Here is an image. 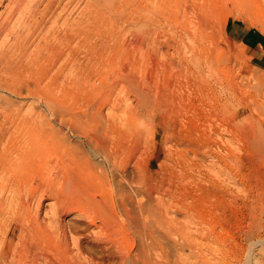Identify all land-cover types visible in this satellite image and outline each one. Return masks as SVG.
<instances>
[{"label": "rangeland", "instance_id": "rangeland-1", "mask_svg": "<svg viewBox=\"0 0 264 264\" xmlns=\"http://www.w3.org/2000/svg\"><path fill=\"white\" fill-rule=\"evenodd\" d=\"M16 3L0 48L31 56L0 59V123L42 143L0 169V264H264V53L242 39L264 0Z\"/></svg>", "mask_w": 264, "mask_h": 264}, {"label": "bare ground", "instance_id": "bare-ground-1", "mask_svg": "<svg viewBox=\"0 0 264 264\" xmlns=\"http://www.w3.org/2000/svg\"><path fill=\"white\" fill-rule=\"evenodd\" d=\"M14 2L16 1L17 3V6H16V13L18 14H20L22 11H23V9L27 6V5H25V1L26 0H13ZM10 2H12V1H10ZM27 8H28V6H27ZM26 8V9H27ZM17 10H18V12H17ZM19 11H21V12H19ZM27 11V10H26ZM14 13V12H13ZM15 15V14H14ZM12 16H13V14H12ZM11 16V17H12ZM7 17V16H6ZM15 18V17H14ZM13 18V19H14ZM11 19V18H10ZM8 23V22H7ZM9 24H10V20H9ZM8 24H6V26H7ZM6 26H5V29H6ZM8 26H10V25H8ZM8 26H7V29H6V33H8V30L9 29H12V28H10L9 27V29H8ZM15 28H17V27H15ZM4 29V28H3ZM14 29V28H13ZM17 30H19L18 28H17ZM11 31V30H10ZM9 31V32H10ZM1 32V31H0ZM4 32V31H3ZM12 32H14V30H12L10 33H12ZM5 33V32H4ZM18 33V32H17ZM14 34V33H13ZM11 35V34H10ZM1 36V35H0ZM13 36V35H12ZM12 36H10V37H12ZM19 36V35H18ZM4 37H6V38H8L7 37V34H6V36L4 35ZM13 38V37H12ZM2 39V38H1ZM5 39V38H4ZM11 39V38H10ZM21 39V38H20ZM62 40V39H61ZM68 40H70V37L68 38ZM5 41V40H4ZM3 41V42H4ZM6 41H8V39L6 40ZM27 41V40H26ZM2 42V41H1ZM19 42V41H18ZM17 42V43H18ZM68 42V41H67ZM22 43V42H21ZM24 44H22V45H18L17 44V46L14 48V49H12V50H9L8 52H6V51H4V50H2L1 48V50L3 51H1L0 52V59L2 60V59H7V58H9L8 56H9V54L11 55V53L12 52H18L19 53V55H18V57L20 56V60H21V62L23 61V59H28V57H29V55L30 54H28V50L30 49V48H28V44L26 43V42H23ZM3 45H4V43H2ZM15 44V43H14ZM13 44V45H14ZM3 45H0V46H3ZM8 45V44H7ZM49 45V44H48ZM5 49V48H4ZM11 49V48H10ZM31 50V49H30ZM20 51V52H19ZM17 55V54H16ZM12 56V55H11ZM14 56V55H13ZM31 56V55H30ZM65 56V55H64ZM17 57V56H16ZM17 57V58H18ZM65 58V57H64ZM67 58H69V57H67ZM66 58V59H67ZM72 59H73V57H71ZM13 59V58H12ZM31 59V58H30ZM71 59V60H72ZM14 60V59H13ZM15 60H16V58H15ZM14 60V61H15ZM20 60H19V62H20ZM5 61V60H4ZM11 61V60H10ZM9 61V62H10ZM26 61V60H25ZM19 62L17 63V64H19ZM57 62V61H56ZM65 63H66V61H64ZM73 62V61H72ZM1 63V62H0ZM71 63V62H70ZM2 64V63H1ZM15 64V63H14ZM13 64V65H14ZM21 64V63H20ZM6 65V64H5ZM8 65V64H7ZM57 65V64H56ZM55 65V66H56ZM85 65V64H84ZM50 66H52V65H50ZM54 66V65H53ZM52 66V67H53ZM59 66V65H58ZM11 67H13V66H11ZM43 68V67H42ZM41 68V69H42ZM45 68H46V66H45ZM50 69H51V67H49ZM16 69V72H13V73H18L17 72V67L15 68ZM40 69V70H41ZM54 69V68H53ZM53 69H51V70H53ZM39 70V68L36 70V71H34V73H35V75H34V77L35 78H38V80H39V78L41 77V76H43V77H46V76H44V75H48V73L50 72L49 70H46L45 69V71H46V73H45V71L43 72V71H40ZM57 70V69H56ZM62 70H64V69H62ZM62 70L60 71V73L62 72ZM54 71V70H53ZM58 71H59V69H58ZM25 73H26V71H24ZM41 72H43V73H45V74H42ZM64 72V71H63ZM53 73V72H52ZM52 73H50V74H52ZM55 73H59V72H57V71H55ZM59 73V74H60ZM69 73H71V72H69ZM63 74V73H62ZM16 76V75H15ZM56 76H59V75H56ZM64 76V75H63ZM16 77H18V76H16ZM33 77V78H34ZM49 76H47V78H48ZM31 78V77H30ZM32 78V79H33ZM61 78H62V76H61ZM60 78V76H59V79H61ZM57 79V78H56ZM31 80V79H30ZM50 80V79H49ZM63 80V79H62ZM34 81V80H33ZM45 81V80H44ZM29 82V81H28ZM39 82V81H38ZM66 83H67V81H66ZM46 84V83H45ZM60 84V83H59ZM67 85V84H66ZM69 85V84H68ZM38 87V86H37ZM60 87V86H59ZM66 87V86H65ZM39 88V87H38ZM55 88V87H54ZM58 88V87H57ZM64 88V87H63ZM56 89V88H55ZM59 90V89H58ZM56 92V91H55ZM57 93V92H56ZM39 94V93H38ZM41 94H39V96H40ZM42 96V95H41ZM43 97V96H42ZM46 99V101H48L49 99H50V97H49V99H48V97H46L45 98ZM48 99V100H47ZM51 100H52V98H51ZM48 103V102H47ZM19 119V118H18ZM16 120V119H15ZM13 122V121H12ZM5 125V124H4ZM14 125V124H13ZM9 126V125H8ZM41 137H42V131H40V129L38 128V125H37V122L36 121H26V122H20V123H17L16 124V126H15V128L12 126H9V127H7V126H3V123H0V169L2 170V171H10V169H12V168H14V165L18 162V160H16V162H15V160H14V155L15 156H17L18 158H20V159H25V160H30V159H32L33 157H34V154L37 152V150H40V146H41V143L42 142H40V140H41ZM47 139V138H46ZM45 140V139H44ZM25 141H30L29 143H31V146H30V148H28V146L30 145L29 143H28V145H27V147H25L26 145H24L26 142ZM101 141V142H100ZM25 142V143H24ZM100 144H102V146L104 147V149H106L105 147H106V145L105 144H103L104 143V141H102V140H99L98 141ZM103 142V143H102ZM100 146V145H99ZM102 146H100V148L102 147ZM102 150H103V148H102ZM36 155V154H35ZM27 156H30L29 157V159H28V157ZM34 159V158H33ZM14 164V165H13ZM11 181H13V180H10V182ZM15 181V180H14ZM15 183V182H14ZM1 184V183H0ZM3 184V183H2ZM1 187V186H0ZM51 187V186H50ZM46 188V187H45ZM44 190V189H43ZM46 191V190H45ZM44 192V191H43ZM55 192V191H54ZM51 193H53V192H51ZM54 194V193H53ZM43 195V194H42ZM123 204H124V207H125V203L123 202ZM66 207V206H65ZM58 209V208H57ZM56 209V210H57ZM160 210L161 211H163L164 210V208L162 209V207H160ZM58 211V210H57ZM57 214V213H56ZM148 218V217H147ZM54 219V218H53ZM144 220V219H143ZM164 221V220H163ZM162 222V221H161ZM145 223V224H144ZM168 223V222H167ZM43 224V223H42ZM95 224V223H94ZM143 224H144V230L145 229H147V234H149V236L150 237H152V235L154 234L153 232V226H154V224L153 223H146L145 222V220H144V222H143ZM49 226V225H48ZM54 226V225H53ZM101 228V227H100ZM184 228V227H183ZM2 229V226L0 225V230ZM51 229H53V228H51ZM60 229V228H59ZM61 229H63L62 227H61ZM87 229V228H86ZM104 228H101V230H99V232H101L102 233V235L104 234ZM106 230V229H105ZM37 232V231H36ZM59 232V231H58ZM61 232V231H60ZM54 233H56V232H54ZM51 230H49L48 228H46L45 226L43 227H41V229L37 232V235H38V237H42V238H44V239H47V238H52V237H54V235H56V234H54ZM2 234V233H1ZM43 235V236H40V235ZM86 234V233H85ZM100 236L99 234H96L95 236H94V242H97L98 244H100V245H104V246H107L108 245V243L106 242V240H105V238L103 237V236ZM57 236H59L60 238H58L59 239V241H60V243H61V245H63L64 246V248L66 249V252H67V254H69V252L70 251H72V250H70V246H69V242H68V239H67V236H66V234H65V232H62V233H59ZM76 236H79L78 234H76ZM80 236H82V234L80 235ZM99 237H101V238H99ZM153 237H154V235H153ZM3 239V238H2ZM13 239V238H12ZM75 239H76V237H75ZM52 240V239H51ZM2 241V240H1ZM12 241V240H11ZM22 241H23V239H22ZM34 241V240H33ZM45 241H47V240H45ZM132 241V240H131ZM151 242H153V240L151 241ZM146 244V243H145ZM158 245V244H157ZM156 245V246H157ZM150 248V247H149ZM155 248H158V247H155ZM24 249V248H23ZM161 250V249H160ZM143 251H144V255L142 256V258H143V263L144 264H168V263H158V262H153L152 261V259H151V256H146L145 255V252L147 251L146 249H143ZM72 253V252H71ZM148 253V252H147ZM151 255V254H150ZM68 256V255H67ZM71 256V255H70ZM73 258V257H72ZM164 257H162L161 259H163ZM102 259V258H101ZM160 259V258H159ZM122 260V259H121ZM18 261V260H17ZM20 262V261H19ZM120 262H122V261H120ZM79 263V262H78ZM77 263V264H78ZM94 263V262H93ZM95 263L96 264H105V261L104 260H102V261H95Z\"/></svg>", "mask_w": 264, "mask_h": 264}, {"label": "crops", "instance_id": "crops-1", "mask_svg": "<svg viewBox=\"0 0 264 264\" xmlns=\"http://www.w3.org/2000/svg\"><path fill=\"white\" fill-rule=\"evenodd\" d=\"M242 39L249 48L264 53V33L248 28L243 31Z\"/></svg>", "mask_w": 264, "mask_h": 264}]
</instances>
